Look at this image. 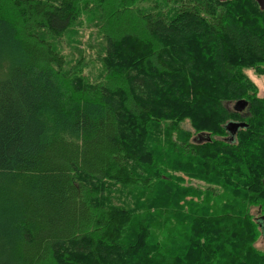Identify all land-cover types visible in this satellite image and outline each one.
<instances>
[{"label": "trees", "instance_id": "1", "mask_svg": "<svg viewBox=\"0 0 264 264\" xmlns=\"http://www.w3.org/2000/svg\"><path fill=\"white\" fill-rule=\"evenodd\" d=\"M91 6L94 81L57 47ZM249 66L255 0H0V264H264ZM244 98L245 118L224 105Z\"/></svg>", "mask_w": 264, "mask_h": 264}, {"label": "rangeland", "instance_id": "2", "mask_svg": "<svg viewBox=\"0 0 264 264\" xmlns=\"http://www.w3.org/2000/svg\"><path fill=\"white\" fill-rule=\"evenodd\" d=\"M97 16H98V11L91 6L87 11L84 12V15L80 16V18L76 21V23L70 28L71 33L64 35L59 41H57L58 50L67 60L71 59L73 61L80 56L86 58L87 65L84 69V74L90 80L93 81L99 79L100 75L103 74L104 72L103 67L101 66V64L97 59V55L99 54L102 46L104 45L103 37L101 35V31L98 26ZM258 76H263V75H258ZM258 92H259L258 96L264 98V90L258 89ZM244 99L247 100V98ZM244 99H239L236 101H225L224 105L226 108H228L229 111L232 110L240 111L235 107L236 106L235 103L239 102L240 100L244 101ZM240 112L243 116H241L239 112H236L239 114L240 118H245L249 115V111L247 107L241 109ZM239 122H244V121H239ZM183 127L190 129V126L187 122L183 123ZM227 132L228 134L230 133L228 130ZM194 136L196 137L194 139L199 141L205 135L198 132ZM192 183L198 184V182L196 181H192ZM250 212L251 215H253L254 217L260 216L259 215L260 213H258L254 207L251 208ZM260 219H261L260 228L262 229V232H260L258 238L255 239L254 246L259 251L264 252V221L262 220V217ZM260 219L258 218L257 220Z\"/></svg>", "mask_w": 264, "mask_h": 264}, {"label": "clouds", "instance_id": "3", "mask_svg": "<svg viewBox=\"0 0 264 264\" xmlns=\"http://www.w3.org/2000/svg\"><path fill=\"white\" fill-rule=\"evenodd\" d=\"M240 71L247 78V80L255 85L258 89L264 90V76H258L253 67L249 66L242 68ZM257 94H259V92Z\"/></svg>", "mask_w": 264, "mask_h": 264}, {"label": "water", "instance_id": "4", "mask_svg": "<svg viewBox=\"0 0 264 264\" xmlns=\"http://www.w3.org/2000/svg\"><path fill=\"white\" fill-rule=\"evenodd\" d=\"M220 1H224V0H220ZM258 7L264 11V0H255ZM239 102H243V101H239ZM246 126V123L244 122H236V121H229L226 124V128L230 133L235 132L238 128L240 127H244Z\"/></svg>", "mask_w": 264, "mask_h": 264}, {"label": "flooded vegetation", "instance_id": "5", "mask_svg": "<svg viewBox=\"0 0 264 264\" xmlns=\"http://www.w3.org/2000/svg\"><path fill=\"white\" fill-rule=\"evenodd\" d=\"M245 100V102H236L235 103V107L238 109V110H240L241 111V109H243V108H246L247 107V109H248V102H247V100L246 99H244ZM233 111V110H232ZM240 111H237V110H235L234 112H239V114L241 115V116H243L242 114H241V112ZM237 122V121H236ZM239 122V121H238ZM233 137H234V134H227V136H226V139L228 140V141H231L232 139H233Z\"/></svg>", "mask_w": 264, "mask_h": 264}, {"label": "bare ground", "instance_id": "6", "mask_svg": "<svg viewBox=\"0 0 264 264\" xmlns=\"http://www.w3.org/2000/svg\"><path fill=\"white\" fill-rule=\"evenodd\" d=\"M240 101H242V100H240ZM243 102H245V101H243ZM232 134H234V133H232Z\"/></svg>", "mask_w": 264, "mask_h": 264}]
</instances>
